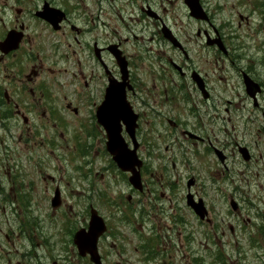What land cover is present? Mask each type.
Instances as JSON below:
<instances>
[{
    "label": "flooded vegetation",
    "instance_id": "af4514ba",
    "mask_svg": "<svg viewBox=\"0 0 264 264\" xmlns=\"http://www.w3.org/2000/svg\"><path fill=\"white\" fill-rule=\"evenodd\" d=\"M196 2L200 6L189 4ZM21 6L31 7L25 14ZM0 10L2 15L7 10L8 18L15 15L0 36V60L11 58L17 74L25 64L37 76L30 66L33 56L39 68L46 57L73 58L77 67L73 88L18 82L8 84L7 92L0 84V154L9 153L8 140L14 137L24 139L29 150L34 139L41 138L43 146L50 132L39 131L50 121L55 129L63 128L65 113L85 123L80 128L91 142L82 144L83 154L101 142L104 151L95 112L105 86L97 88L92 80L98 70L104 83L120 78L113 46L127 65L131 87L125 93L138 115V151L144 165L155 168L149 176L165 165L151 163L159 151L156 138H173L164 149L174 150L170 178H156L160 189L153 197L147 168L141 167L140 195L147 193L151 203L139 198L134 201L138 211L132 205L125 211L122 242L110 244L119 247L116 257L101 258L102 264H175L174 254L185 256L181 264H264V0H0ZM23 16L33 22L31 30ZM9 31L22 38L16 50L2 54ZM8 120L31 123L28 137L11 130ZM163 122H171L172 129L162 130ZM178 134L182 142L174 140ZM196 151L203 153L204 177L181 178L186 165L176 157H185L190 172L201 158ZM6 161L2 168L20 180L0 184V202H31L35 183L19 160ZM199 201L202 216L194 209ZM135 227L152 236L154 252L146 253L149 245L135 236ZM30 230L0 227V264H48L32 255ZM69 246L72 257L61 264H97ZM158 250L167 257H158Z\"/></svg>",
    "mask_w": 264,
    "mask_h": 264
},
{
    "label": "rangeland",
    "instance_id": "374dc122",
    "mask_svg": "<svg viewBox=\"0 0 264 264\" xmlns=\"http://www.w3.org/2000/svg\"><path fill=\"white\" fill-rule=\"evenodd\" d=\"M21 7L26 14L31 6ZM14 16V14H11L8 18V11L5 10L2 15L0 10V36L12 25ZM23 17L21 19H25L24 21L30 25L31 30L33 22L28 20V17ZM29 35H32L31 31ZM72 62L73 58L54 59L46 57L43 59V67L39 68V60L34 59V56L30 57V66L37 73V76L34 77L30 75L25 64L21 67L23 70L17 74L16 64L11 62V58L3 59L0 60V84L6 88L7 92H10V86L7 87L8 84L18 82H45L59 86L66 84L67 88H73L72 83L76 82L74 73L77 67L75 68ZM85 77L88 79L89 73ZM81 81L80 76L77 77L78 88L82 87ZM103 82L102 78L92 80V84L97 88H100ZM60 91L66 94L69 90ZM83 98L86 97L83 96ZM80 118H82L81 115ZM62 119L65 122L63 128L55 129L51 121L45 122V127L39 133L50 132V138L43 139V146L41 138L34 139L33 149L29 150L23 145L24 139L19 140L14 137L8 140L10 143L9 153L0 154V184H16L20 180V178L13 176L12 171H6L2 168L3 165H8L7 159L12 163H14V159L19 160L24 170L27 171L29 180L35 183V200L28 208L30 213H26V208L17 202L10 204L0 202V227L3 229L8 226L19 227L21 217L28 215L27 217H29L32 226L30 230L32 238L29 240L30 243L27 242V244L28 246L33 245L34 249L31 253L35 258H43V261L48 264L53 260H58L57 264H61L59 260L66 258V256L72 257V252L69 250L71 243L69 232L75 231L74 227H77L74 225V218H79L90 203H93L106 219L107 217L111 218L110 223L114 224V229L115 227L117 231L126 229L123 223L120 222L118 215L115 218L111 217V211L116 205L114 200L120 201V197L125 200L127 197L128 186L125 177L115 172L111 166L109 157L102 151V142L98 148L89 149L86 153H82V144L85 146L86 143L91 142V139L86 138L85 130L80 128L82 124H85L83 121L72 117L68 113L62 115ZM8 122L13 124L11 130L23 137H28V128L31 127V123L25 125L20 120H8ZM87 129L89 130L90 127H87ZM52 132H55L54 136ZM100 134L102 135V133L99 132V138ZM156 140L160 142L159 151L153 154L151 163L154 165L165 163L166 165L171 160V156L174 155V150L171 148L166 152L164 150L168 137H159ZM188 148L187 145H184L183 150L186 151ZM187 157L188 159L191 158V152L187 154ZM176 160L186 165L184 166L185 170L187 167L185 175L190 173L197 178L204 177L205 169L201 160H194L190 172L185 157H176ZM147 167L150 168V165L147 164ZM147 178L149 179L148 182L152 184L151 188L154 189L151 196H158L160 188L157 185L156 178L148 176ZM56 187L59 188L61 197V205L57 210L50 207V199ZM91 187L98 191L96 197L91 194ZM134 198H142L143 204L148 205L149 202L151 203L147 193L134 195ZM131 205L134 212L139 210L133 200ZM4 210L7 212L8 218L4 217ZM145 210L148 212L153 211L152 208L147 207H145ZM41 237L47 238V242ZM120 241L121 236L119 239L117 238L116 242ZM17 242H22L21 236L17 238ZM36 242L37 246L34 245ZM109 242L110 239L105 237L100 250L103 253L106 252V256L111 258L113 257L112 252L107 250ZM63 243H66V245ZM5 247L8 249L5 251L13 250L11 253H14V249L9 245H5ZM172 257L177 258L175 264H181V260L185 256L174 254Z\"/></svg>",
    "mask_w": 264,
    "mask_h": 264
},
{
    "label": "water",
    "instance_id": "95a60500",
    "mask_svg": "<svg viewBox=\"0 0 264 264\" xmlns=\"http://www.w3.org/2000/svg\"><path fill=\"white\" fill-rule=\"evenodd\" d=\"M6 44V43H5ZM7 45V44H6ZM7 49H12L11 45L6 46ZM116 90V88H115ZM114 90V91H115ZM118 91L115 93H108L106 92L105 100L102 104V109L98 113V121L99 123L105 128L107 133V143L106 148L109 154L112 156V159L117 164V166L122 169L123 171H131L133 176L130 178V181L135 185L137 174L135 172L134 167L139 166V162L136 159L135 153L133 151H127L125 145L120 137V128H119V118L124 121H128L132 119L131 111L128 105L124 102V97L122 95H117ZM113 105L112 116L110 119L107 117L109 114L104 111L108 105ZM110 113V114H111ZM95 218L90 222V232L91 235H88L87 240L88 242L93 245L95 239L97 237V231L100 232L102 229L98 227L99 224H96ZM98 227L95 229V227ZM97 230V231H96ZM96 232L94 239H92L93 233ZM91 236V237H90ZM79 241V237H75V242Z\"/></svg>",
    "mask_w": 264,
    "mask_h": 264
}]
</instances>
